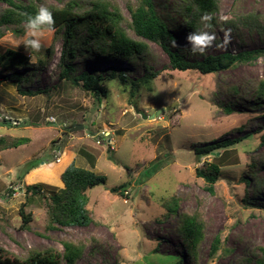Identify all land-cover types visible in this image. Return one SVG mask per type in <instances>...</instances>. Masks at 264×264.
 <instances>
[{"label":"rangeland","instance_id":"rangeland-1","mask_svg":"<svg viewBox=\"0 0 264 264\" xmlns=\"http://www.w3.org/2000/svg\"><path fill=\"white\" fill-rule=\"evenodd\" d=\"M68 1L40 4L63 7ZM77 1L84 5L89 0ZM111 1L130 17L128 2L138 0ZM154 1L176 36L172 48L191 61L264 49V0H219L211 29L217 39L203 56L184 48L191 32L182 10L187 0ZM6 6L0 2V10ZM198 25L202 27L200 21ZM25 37L8 30L0 39V53L15 49L29 57ZM63 40L46 28L41 51L19 70L29 79L23 89L44 92L23 95L18 82L0 85V135L29 138L0 152V247L5 253L25 256L31 248L49 247L63 251L69 240L84 243L75 264H176L178 259L182 264H255L253 255L264 246V96L258 93L264 54L205 74L174 69L167 52L154 42L144 59L81 48L75 74L106 77L111 69L128 77L126 82L105 80L108 94L99 100L92 91L60 79ZM147 67L158 71L149 81L144 78ZM79 124L83 128L73 130ZM105 129L110 135L102 134ZM227 140L235 143L227 148L211 193L197 170L215 160L218 150L200 154L198 149ZM69 166L104 174L107 181L87 190L92 223L53 228L48 198L64 187L61 173ZM120 185L124 195L111 190ZM22 204L33 215L29 229L21 226ZM196 211L205 226L194 259L182 239L179 216ZM217 236L221 246L212 254Z\"/></svg>","mask_w":264,"mask_h":264},{"label":"trees","instance_id":"trees-1","mask_svg":"<svg viewBox=\"0 0 264 264\" xmlns=\"http://www.w3.org/2000/svg\"><path fill=\"white\" fill-rule=\"evenodd\" d=\"M40 1L0 0L1 3L7 5L0 10V39L8 30H12L17 35H24L27 29V18L34 15L41 7ZM219 6V0H187L182 7L185 13L184 25L189 31H193L199 27L202 15L214 14ZM46 7L54 13L55 26L53 29L64 39L60 56V79H67L75 85L82 86L85 90L92 91L99 100L101 96L108 94L105 80L118 78L126 82L128 77L125 73H116L111 69L106 77L88 72L75 74L74 60L81 48H89L105 56L120 55L132 59H144L150 52L149 42H154L167 52L174 69H196L205 74L227 69L239 63L251 62L264 54V49L258 48L205 55L201 60L191 61L172 48L171 41L175 40L176 36L167 22L159 16L154 0L128 2L130 17L124 14L118 3L111 0H89L84 5L79 4L77 0H69L63 7L54 5ZM243 22H247V17L243 19ZM128 28L132 29L138 38L133 37ZM83 33L85 36L82 37ZM29 64L30 59L24 52L7 49L0 53V85L4 81L18 82V90L23 95L34 96L44 92L45 89L25 90L22 88V85L29 79L24 77L19 70L28 67ZM157 74L158 71H151L149 68L144 78L149 81ZM258 93L264 96V81L261 82ZM227 110L230 111L229 108ZM262 140L264 141V136ZM234 141L227 140L198 149L200 154L214 149L218 150L215 153V160L206 162L204 168L197 170V174L207 182V188L211 193L214 192V186L219 180L223 165L221 162L225 158L227 148L233 146ZM27 142H29L27 137L0 135V152ZM222 147L227 150L220 154ZM33 167L35 166L30 168ZM61 178L64 187L57 189L48 198L49 226L53 228L57 225L88 226L94 221V217L87 208L89 201L87 190L105 184L107 176L85 167L69 166L61 173ZM30 189L37 192V186H32ZM122 189L123 185L111 188L112 192L121 191L124 195ZM175 204L177 207V203ZM20 214L23 219L21 226L29 229L33 220L32 213L26 212L25 205L22 204ZM179 217L182 239L187 245L189 254L196 259L198 245L204 238V220L197 211L192 214L183 213ZM63 246V251L51 247L44 250L31 248L25 256L8 255L5 249L0 247V264H63V261L66 264H75L84 252V243L81 242L66 240ZM220 246L221 240L217 236L212 243V254L217 253ZM260 249V254L253 255L255 264H264V246ZM176 264H182L181 260L178 259Z\"/></svg>","mask_w":264,"mask_h":264},{"label":"clouds","instance_id":"clouds-1","mask_svg":"<svg viewBox=\"0 0 264 264\" xmlns=\"http://www.w3.org/2000/svg\"><path fill=\"white\" fill-rule=\"evenodd\" d=\"M213 19L214 16L212 14L202 15L200 18L202 27L196 28L188 34L187 44L184 48L190 50L193 56L205 55L206 51L213 45L214 41H216V34L211 30L213 28ZM54 26V13L44 6H41L34 15L27 18L26 37L23 41V46L29 55L30 62H32L33 53L41 51L43 47L42 36L44 30L46 28L51 30ZM223 43H228L227 35ZM171 44L173 47H177L176 40H172ZM219 46L221 45L218 44L217 47ZM102 134L107 136L110 135V132L105 129Z\"/></svg>","mask_w":264,"mask_h":264},{"label":"water","instance_id":"water-1","mask_svg":"<svg viewBox=\"0 0 264 264\" xmlns=\"http://www.w3.org/2000/svg\"><path fill=\"white\" fill-rule=\"evenodd\" d=\"M152 116H155V115H152ZM143 117H147V115L143 113ZM81 128H83V125L79 124V125H77V127L73 128V130L74 129L78 130V129H81Z\"/></svg>","mask_w":264,"mask_h":264},{"label":"built area","instance_id":"built-area-1","mask_svg":"<svg viewBox=\"0 0 264 264\" xmlns=\"http://www.w3.org/2000/svg\"><path fill=\"white\" fill-rule=\"evenodd\" d=\"M50 119V118H49ZM53 120H55V118H52Z\"/></svg>","mask_w":264,"mask_h":264}]
</instances>
